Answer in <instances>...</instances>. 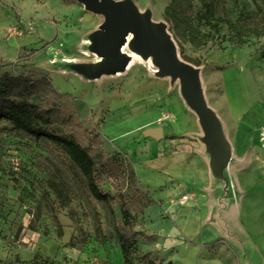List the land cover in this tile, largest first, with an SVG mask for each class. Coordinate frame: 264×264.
<instances>
[{
  "label": "rangeland",
  "instance_id": "374dc122",
  "mask_svg": "<svg viewBox=\"0 0 264 264\" xmlns=\"http://www.w3.org/2000/svg\"><path fill=\"white\" fill-rule=\"evenodd\" d=\"M131 1L167 24L179 55L200 70L206 101L215 95L216 101L223 100V72L234 68L242 69L253 98L264 99V33L235 42L224 22L219 34L211 32L197 17L202 0ZM215 1L218 14L233 21L245 19L256 26L264 16V0ZM70 2L0 0V73L48 74L60 92L71 94L68 102L80 119L77 134L102 144L122 165L119 182L137 211L138 228L153 235L139 242L146 254L142 264H216L219 249H231L230 221H225L229 234L214 241H198L181 231L184 205L174 210L159 202L163 190L178 198L192 191L191 185L184 179L167 180L163 187L147 182L145 178L160 176L145 167L138 150L150 139L144 134L147 127L161 126L163 137L178 141L196 140L202 132L180 80L156 73L146 58L120 74L90 77L79 71L80 65L96 61L85 21L98 28L105 15ZM14 25L23 34H12ZM262 125L264 121L256 145L264 150ZM110 181L107 176L106 189H113ZM115 213L120 215L119 206ZM114 217L105 201L91 196L85 176L60 146L0 121V264H124ZM240 219L245 221L244 215ZM255 223L261 234L254 237L258 227L251 226L249 237L264 241V213ZM262 255L264 264V251Z\"/></svg>",
  "mask_w": 264,
  "mask_h": 264
},
{
  "label": "crops",
  "instance_id": "0c3cea01",
  "mask_svg": "<svg viewBox=\"0 0 264 264\" xmlns=\"http://www.w3.org/2000/svg\"><path fill=\"white\" fill-rule=\"evenodd\" d=\"M70 1L75 3V8L81 9L82 3ZM57 2L62 4L64 1ZM87 18L85 15L81 22ZM88 22L85 24L90 26L88 35L91 39L98 28ZM223 76V100L216 101V95L207 100L221 125L220 148L209 142L202 124V132L196 140L150 137L138 150L144 156L145 167L160 176L145 178L147 182L163 187L167 180L184 179L191 185L192 191L183 193L188 195L187 199H182L183 194L176 198L172 190L167 189L162 191L163 199L159 202L174 210L184 205L179 211L181 231L202 242L214 241L216 237L229 233L231 238L233 236L232 250L220 248L214 255L216 264H263L264 241L258 238L259 242H254L249 232L256 225L254 237L262 231L260 224L255 222L264 213V150L256 145V139L258 125L264 121V99L253 98L242 69L225 70ZM242 215L245 221L240 219ZM225 221L232 225L229 233ZM257 244H260L259 249L255 248ZM249 248L257 252V256L249 252Z\"/></svg>",
  "mask_w": 264,
  "mask_h": 264
},
{
  "label": "trees",
  "instance_id": "16d2710c",
  "mask_svg": "<svg viewBox=\"0 0 264 264\" xmlns=\"http://www.w3.org/2000/svg\"><path fill=\"white\" fill-rule=\"evenodd\" d=\"M197 17L217 34L221 32L219 24L226 23L235 42H243L244 35L264 33V16L256 26L245 19L233 21L218 14L215 0H202ZM70 97V93L55 87L48 74L0 73V121L5 120L10 128L23 130L37 139L45 137L65 151L85 176L91 196L105 201L114 211V229L124 264H142L146 254L141 252L139 242L152 239L153 235L138 228L137 211L119 182L122 165L109 156L102 144L93 139L84 141L77 134L80 119L68 102ZM107 176L113 189L104 187ZM115 206H119L120 215L115 213Z\"/></svg>",
  "mask_w": 264,
  "mask_h": 264
},
{
  "label": "water",
  "instance_id": "95a60500",
  "mask_svg": "<svg viewBox=\"0 0 264 264\" xmlns=\"http://www.w3.org/2000/svg\"><path fill=\"white\" fill-rule=\"evenodd\" d=\"M88 9L105 15L103 22L91 35V48L101 58L82 64L79 71L95 77L126 69L129 57L121 49L132 35V44L151 57L161 76L180 80L184 97L198 114L210 143L222 146L221 125L208 105L201 88L200 70L184 60L177 52L172 34L163 21L156 20L148 11H141L131 0H77ZM146 136L160 139L163 128L149 127Z\"/></svg>",
  "mask_w": 264,
  "mask_h": 264
},
{
  "label": "bare ground",
  "instance_id": "6f19581e",
  "mask_svg": "<svg viewBox=\"0 0 264 264\" xmlns=\"http://www.w3.org/2000/svg\"><path fill=\"white\" fill-rule=\"evenodd\" d=\"M89 42L92 45L93 41L89 38ZM121 49L124 53L127 54V56L129 57V61L127 64L126 69H129L135 62V60H142V59H147L149 61V64L151 66V68H153V70L158 73V68L156 66L153 65L150 57L145 56L140 49H137L136 47L133 46L132 44V35L128 36L127 41L121 46ZM93 53L96 55V60H99L101 57L99 55H97L94 51ZM121 71L116 72V74H120Z\"/></svg>",
  "mask_w": 264,
  "mask_h": 264
},
{
  "label": "built area",
  "instance_id": "2783aa9c",
  "mask_svg": "<svg viewBox=\"0 0 264 264\" xmlns=\"http://www.w3.org/2000/svg\"><path fill=\"white\" fill-rule=\"evenodd\" d=\"M11 32H12V34H15V35H21V34H23L22 28H20L18 25H14L11 28ZM260 139H261L262 144L264 146V125H262L260 127ZM187 198H188V195L187 194H183L182 195V199H187Z\"/></svg>",
  "mask_w": 264,
  "mask_h": 264
}]
</instances>
